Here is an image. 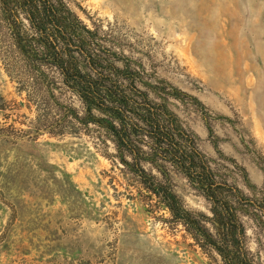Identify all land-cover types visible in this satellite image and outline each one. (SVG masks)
Masks as SVG:
<instances>
[{"label": "rangeland", "instance_id": "374dc122", "mask_svg": "<svg viewBox=\"0 0 264 264\" xmlns=\"http://www.w3.org/2000/svg\"><path fill=\"white\" fill-rule=\"evenodd\" d=\"M66 1L117 65L169 97L221 176L261 200L264 0ZM14 49L0 16V264H221L119 162L102 129L74 118L69 107L83 106L59 72L37 80ZM170 169L185 205L210 214ZM256 217H243L246 244L264 264Z\"/></svg>", "mask_w": 264, "mask_h": 264}, {"label": "trees", "instance_id": "16d2710c", "mask_svg": "<svg viewBox=\"0 0 264 264\" xmlns=\"http://www.w3.org/2000/svg\"><path fill=\"white\" fill-rule=\"evenodd\" d=\"M0 16L8 24L14 50L37 80L50 82L46 68L59 72L62 85L83 106L81 114L69 107L74 118L105 132L119 162L198 246L217 254L221 264H261L247 248L243 217L254 214L264 221V197L254 200L221 176L195 135L169 109L168 96L152 93L134 70L117 65L115 52L100 44L96 30L66 0H0ZM62 116L61 122L70 115ZM170 168L201 192L210 214L185 205L173 188Z\"/></svg>", "mask_w": 264, "mask_h": 264}]
</instances>
